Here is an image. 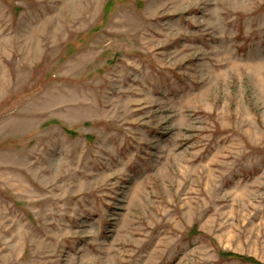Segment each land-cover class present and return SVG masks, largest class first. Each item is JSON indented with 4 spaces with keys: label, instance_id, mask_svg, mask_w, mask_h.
<instances>
[{
    "label": "rangeland",
    "instance_id": "374dc122",
    "mask_svg": "<svg viewBox=\"0 0 264 264\" xmlns=\"http://www.w3.org/2000/svg\"><path fill=\"white\" fill-rule=\"evenodd\" d=\"M264 263V0H0V264Z\"/></svg>",
    "mask_w": 264,
    "mask_h": 264
},
{
    "label": "trees",
    "instance_id": "16d2710c",
    "mask_svg": "<svg viewBox=\"0 0 264 264\" xmlns=\"http://www.w3.org/2000/svg\"><path fill=\"white\" fill-rule=\"evenodd\" d=\"M225 255H230L232 257H235V258H241L243 260H249V261H252L253 263L255 264H264L262 262H259L258 260H255L253 259L252 257L248 256V257H245V256H242V255H238V254H235V253H232V252H223Z\"/></svg>",
    "mask_w": 264,
    "mask_h": 264
}]
</instances>
